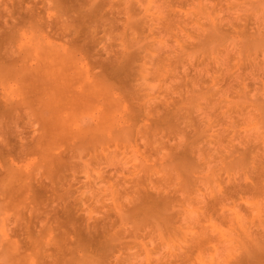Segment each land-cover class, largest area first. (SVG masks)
<instances>
[{
	"label": "rangeland",
	"instance_id": "1",
	"mask_svg": "<svg viewBox=\"0 0 264 264\" xmlns=\"http://www.w3.org/2000/svg\"><path fill=\"white\" fill-rule=\"evenodd\" d=\"M0 232L17 264H264V0H0Z\"/></svg>",
	"mask_w": 264,
	"mask_h": 264
},
{
	"label": "clouds",
	"instance_id": "2",
	"mask_svg": "<svg viewBox=\"0 0 264 264\" xmlns=\"http://www.w3.org/2000/svg\"><path fill=\"white\" fill-rule=\"evenodd\" d=\"M4 234L0 232V252L5 253L3 258H0V264H17V257L15 254L14 241L8 242Z\"/></svg>",
	"mask_w": 264,
	"mask_h": 264
}]
</instances>
